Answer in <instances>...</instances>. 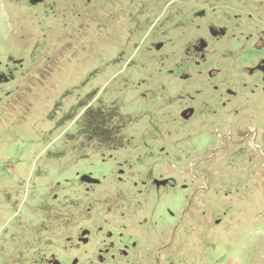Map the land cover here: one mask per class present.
Returning <instances> with one entry per match:
<instances>
[{
    "label": "rangeland",
    "instance_id": "374dc122",
    "mask_svg": "<svg viewBox=\"0 0 264 264\" xmlns=\"http://www.w3.org/2000/svg\"><path fill=\"white\" fill-rule=\"evenodd\" d=\"M182 1L0 0V264H264L261 138L182 120Z\"/></svg>",
    "mask_w": 264,
    "mask_h": 264
},
{
    "label": "flooded vegetation",
    "instance_id": "af4514ba",
    "mask_svg": "<svg viewBox=\"0 0 264 264\" xmlns=\"http://www.w3.org/2000/svg\"><path fill=\"white\" fill-rule=\"evenodd\" d=\"M177 17L179 34L194 35L183 49L196 62L187 66L195 75L189 71L183 75V80H194L196 91V95L182 94L188 100L183 122L197 120L198 126L217 133L226 127L224 133L231 137L252 134L264 144V0H183ZM193 24L195 32L189 28ZM162 47L163 41L156 43L157 49ZM4 77L8 81L13 75ZM218 108L226 110L218 112ZM222 114L225 126L217 125ZM263 144L252 147L263 152ZM132 246L137 247L135 241Z\"/></svg>",
    "mask_w": 264,
    "mask_h": 264
},
{
    "label": "water",
    "instance_id": "95a60500",
    "mask_svg": "<svg viewBox=\"0 0 264 264\" xmlns=\"http://www.w3.org/2000/svg\"><path fill=\"white\" fill-rule=\"evenodd\" d=\"M33 3H38V2H40V1H42V0H31ZM183 115H185L186 117H188L189 115H186V114H184L183 113ZM86 233H88V230H84L83 231V234H86ZM84 241H87V238H84Z\"/></svg>",
    "mask_w": 264,
    "mask_h": 264
}]
</instances>
